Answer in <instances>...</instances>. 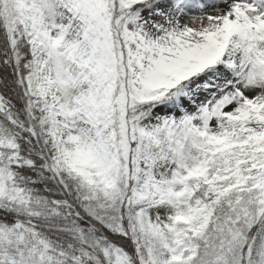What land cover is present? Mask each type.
I'll return each instance as SVG.
<instances>
[{
  "label": "snow or ice",
  "instance_id": "snow-or-ice-1",
  "mask_svg": "<svg viewBox=\"0 0 264 264\" xmlns=\"http://www.w3.org/2000/svg\"><path fill=\"white\" fill-rule=\"evenodd\" d=\"M0 264H264V0H0Z\"/></svg>",
  "mask_w": 264,
  "mask_h": 264
}]
</instances>
